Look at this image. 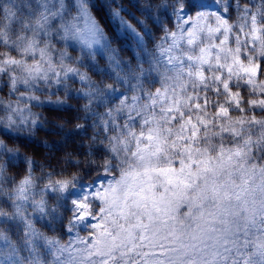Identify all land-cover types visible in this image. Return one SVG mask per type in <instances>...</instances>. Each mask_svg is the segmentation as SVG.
Here are the masks:
<instances>
[{
    "label": "snow or ice",
    "instance_id": "snow-or-ice-1",
    "mask_svg": "<svg viewBox=\"0 0 264 264\" xmlns=\"http://www.w3.org/2000/svg\"><path fill=\"white\" fill-rule=\"evenodd\" d=\"M93 7L0 0V264H264V0Z\"/></svg>",
    "mask_w": 264,
    "mask_h": 264
},
{
    "label": "trees",
    "instance_id": "trees-1",
    "mask_svg": "<svg viewBox=\"0 0 264 264\" xmlns=\"http://www.w3.org/2000/svg\"><path fill=\"white\" fill-rule=\"evenodd\" d=\"M145 2V0H91V3L94 4V7L91 9L92 15L95 17V19L98 21V23L101 25V27L104 29L107 35L111 36L113 34L114 28L113 24L110 18V10L112 8H115L117 5L120 7H123L126 9V12H122L121 15L124 17L125 20H128L130 23L133 24V26H136V22L134 19H132L128 14L131 13L133 16L140 18V12L138 9L141 7V5ZM235 14L233 13V18ZM118 26V25H117ZM149 27H151V23L149 24ZM157 36L162 35V33L157 31ZM131 43V42H129ZM112 47H119V44L116 42H113ZM131 56L130 52L124 51L120 53L121 59L127 60ZM100 59L99 57L97 58ZM101 66L104 65V61H100ZM94 79H99L98 76H94ZM7 90L5 89V92ZM55 99V97H53ZM70 104L76 105V101H69ZM34 111H42V114L46 117H48L49 123L45 125L44 129H40L35 133L34 137H29L27 133L22 134L18 139L17 143L20 145V151L22 155H32L34 159L37 161V164L44 161L45 156L49 154V151L45 149L42 145V141L48 140L51 141H59L60 136L52 135L50 131H46L45 129H52L53 124L60 123L61 119H69L71 120L74 113L71 110L67 111H52L50 109H34ZM59 118V119H57ZM72 127L71 124L65 125V131L70 130ZM4 138V137H0ZM6 142L9 143L11 146L13 144L12 139H6ZM74 143L69 142L65 147L61 149V151L56 152L55 156L59 158L64 151H72L74 150ZM53 164H55V160L52 161ZM24 165L21 164L19 168L15 169L17 174H22ZM36 173L39 174V168L37 167ZM38 228L41 227L40 224L36 225ZM43 231L48 232L46 228H42ZM49 235H52L51 232H48ZM67 236H64L62 238L63 242H66Z\"/></svg>",
    "mask_w": 264,
    "mask_h": 264
},
{
    "label": "rangeland",
    "instance_id": "rangeland-1",
    "mask_svg": "<svg viewBox=\"0 0 264 264\" xmlns=\"http://www.w3.org/2000/svg\"><path fill=\"white\" fill-rule=\"evenodd\" d=\"M73 55H75V53H73ZM81 235L83 236V235H86V233L85 232H81ZM67 241V240H66Z\"/></svg>",
    "mask_w": 264,
    "mask_h": 264
}]
</instances>
